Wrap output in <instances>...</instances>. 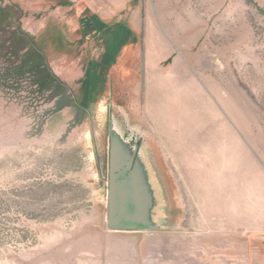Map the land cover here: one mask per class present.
Returning <instances> with one entry per match:
<instances>
[{"label": "rangeland", "instance_id": "374dc122", "mask_svg": "<svg viewBox=\"0 0 264 264\" xmlns=\"http://www.w3.org/2000/svg\"><path fill=\"white\" fill-rule=\"evenodd\" d=\"M111 113L170 231L107 229ZM0 264H264V0H0Z\"/></svg>", "mask_w": 264, "mask_h": 264}, {"label": "water", "instance_id": "95a60500", "mask_svg": "<svg viewBox=\"0 0 264 264\" xmlns=\"http://www.w3.org/2000/svg\"><path fill=\"white\" fill-rule=\"evenodd\" d=\"M113 109V107H112ZM107 179V229L121 233L167 232L164 190L156 180L149 153L140 141L126 137L111 113L108 157L98 154Z\"/></svg>", "mask_w": 264, "mask_h": 264}, {"label": "bare ground", "instance_id": "6f19581e", "mask_svg": "<svg viewBox=\"0 0 264 264\" xmlns=\"http://www.w3.org/2000/svg\"><path fill=\"white\" fill-rule=\"evenodd\" d=\"M187 106H188V105H187ZM191 109H192V108H191ZM191 109H190V110H191ZM229 163H230V162H229ZM229 163H228V164H229ZM211 177H212V176H211Z\"/></svg>", "mask_w": 264, "mask_h": 264}]
</instances>
